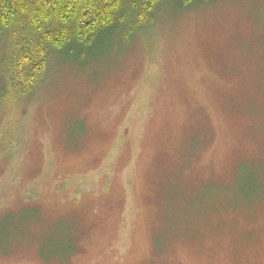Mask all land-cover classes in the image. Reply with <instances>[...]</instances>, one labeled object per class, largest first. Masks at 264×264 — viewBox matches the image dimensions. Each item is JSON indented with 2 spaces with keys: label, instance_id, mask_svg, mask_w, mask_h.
Masks as SVG:
<instances>
[{
  "label": "rangeland",
  "instance_id": "obj_1",
  "mask_svg": "<svg viewBox=\"0 0 264 264\" xmlns=\"http://www.w3.org/2000/svg\"><path fill=\"white\" fill-rule=\"evenodd\" d=\"M151 19L0 94V264H264V0Z\"/></svg>",
  "mask_w": 264,
  "mask_h": 264
},
{
  "label": "trees",
  "instance_id": "obj_2",
  "mask_svg": "<svg viewBox=\"0 0 264 264\" xmlns=\"http://www.w3.org/2000/svg\"><path fill=\"white\" fill-rule=\"evenodd\" d=\"M163 1L0 0V75L7 79L1 81L0 94L26 96L45 80L52 62L84 60L101 48L128 44L153 23L152 15ZM172 1L187 7L209 0ZM69 120L64 127L68 144ZM79 123L82 131L84 125ZM189 144L194 148L198 140ZM73 250L72 244L69 254Z\"/></svg>",
  "mask_w": 264,
  "mask_h": 264
}]
</instances>
